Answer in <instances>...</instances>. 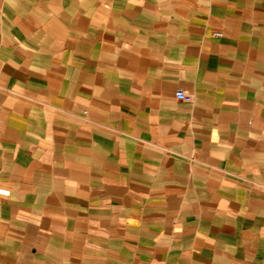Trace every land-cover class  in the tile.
Instances as JSON below:
<instances>
[{"label":"crops","instance_id":"1","mask_svg":"<svg viewBox=\"0 0 264 264\" xmlns=\"http://www.w3.org/2000/svg\"><path fill=\"white\" fill-rule=\"evenodd\" d=\"M0 264H264V0H0Z\"/></svg>","mask_w":264,"mask_h":264},{"label":"built area","instance_id":"2","mask_svg":"<svg viewBox=\"0 0 264 264\" xmlns=\"http://www.w3.org/2000/svg\"><path fill=\"white\" fill-rule=\"evenodd\" d=\"M221 33H217V35H220ZM176 96L180 99H186V100H191L193 98V95L187 93L183 89H178L176 91Z\"/></svg>","mask_w":264,"mask_h":264}]
</instances>
